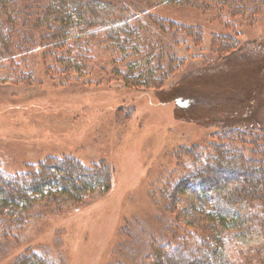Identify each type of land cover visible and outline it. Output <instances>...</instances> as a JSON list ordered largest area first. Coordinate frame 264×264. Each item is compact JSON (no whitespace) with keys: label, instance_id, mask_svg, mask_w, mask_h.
<instances>
[{"label":"rangeland","instance_id":"obj_1","mask_svg":"<svg viewBox=\"0 0 264 264\" xmlns=\"http://www.w3.org/2000/svg\"><path fill=\"white\" fill-rule=\"evenodd\" d=\"M151 10L187 27L178 34L184 63L159 89L135 88L102 63L80 77L47 75L32 54L31 80L0 69L1 170L13 175L72 157L114 171L106 194L82 202L47 194L23 224L0 218L8 229L0 264L25 253L56 264H148L160 241L179 242L204 221L190 194L176 214L161 201L182 173L185 150L210 152L229 132L246 133V142L264 135V0H179Z\"/></svg>","mask_w":264,"mask_h":264},{"label":"trees","instance_id":"obj_2","mask_svg":"<svg viewBox=\"0 0 264 264\" xmlns=\"http://www.w3.org/2000/svg\"><path fill=\"white\" fill-rule=\"evenodd\" d=\"M171 5L179 0H0V69L14 81L31 80L26 59L32 54L47 75L80 77L102 63L135 88L159 89L184 63L178 34L187 27L151 10ZM238 133L224 134L225 142L212 143L210 152L185 150L182 173L161 201L176 214L190 194L204 221L179 242L160 241L148 264H264V135L249 134L246 142V133ZM243 143L251 144L248 151ZM113 173L105 162L84 165L72 157H50L13 175L0 168V218L23 224L47 194L51 201L78 202L106 194ZM1 223L0 240L8 235ZM14 264L56 263L25 253Z\"/></svg>","mask_w":264,"mask_h":264}]
</instances>
